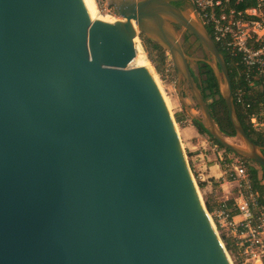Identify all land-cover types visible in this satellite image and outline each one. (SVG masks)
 <instances>
[{
    "label": "water",
    "instance_id": "obj_1",
    "mask_svg": "<svg viewBox=\"0 0 264 264\" xmlns=\"http://www.w3.org/2000/svg\"><path fill=\"white\" fill-rule=\"evenodd\" d=\"M0 0V264H232L176 123L135 39L164 48L224 148L264 167L235 112L224 57L172 0ZM174 24L208 52L227 141Z\"/></svg>",
    "mask_w": 264,
    "mask_h": 264
},
{
    "label": "built area",
    "instance_id": "obj_2",
    "mask_svg": "<svg viewBox=\"0 0 264 264\" xmlns=\"http://www.w3.org/2000/svg\"><path fill=\"white\" fill-rule=\"evenodd\" d=\"M102 1V0H101ZM202 23L213 30V40L242 66L245 87L235 92L238 103L247 108L256 101L250 116L253 128L264 133V0L236 8L242 0H192ZM105 15L118 18L104 0ZM245 95L251 96L246 102ZM225 173L235 181L238 193L231 205L222 202L216 210L238 254L239 264H264V205L252 189L246 166L238 160L226 161Z\"/></svg>",
    "mask_w": 264,
    "mask_h": 264
},
{
    "label": "rangeland",
    "instance_id": "obj_3",
    "mask_svg": "<svg viewBox=\"0 0 264 264\" xmlns=\"http://www.w3.org/2000/svg\"><path fill=\"white\" fill-rule=\"evenodd\" d=\"M94 3L99 13H101L102 15H105V11H103V7H105L106 3L104 2V0L102 1L94 0ZM184 12L187 16H189L197 24L201 22L200 17L198 16L200 20L197 19V17H195V15L193 14V10L190 9L189 7H187ZM181 29L175 31L176 32L175 34L179 40H181L180 39V31H182ZM137 41L139 43L138 46L140 47L141 51L144 53V55L146 56L148 60V64L150 66L149 67L150 72L152 73V76L154 77L158 87L160 88L167 102L169 110L174 118V121L176 123V128L178 131V135H179L182 147L184 149V152L186 154V158L188 160L194 180L198 186V189L202 196V200L204 202L205 207L207 206L212 207V210L208 211V213L212 219V223L216 229V232L218 233L219 237L221 238L225 246V242L227 240L228 235L226 232V227L225 226L223 227L222 221L218 219L217 217L215 208H218V205L214 201V199H216L214 197L220 196V194H218L220 192L219 191L220 189L217 188V185H215L214 183H212L213 184L212 188L210 187L206 188L204 184L203 185L201 184L202 182L200 181L199 176L197 174V169H198L197 163L203 164L204 159H205L204 157L202 159V156L200 154L209 152V149L207 146L208 144L204 142V140L207 141L210 144V146H212L211 152H213L216 155H218L219 153V155L221 156L222 160H224V162L226 161L236 162L238 160L244 166L245 164L237 154H234L231 151H226L222 148H219L215 144L213 145V143L208 139V136L200 135L199 133H197L195 128L191 125V118L197 117L203 120V116L198 106L196 105L194 99L191 97L186 85L183 83L182 79L178 77L172 65L168 52L163 48L167 56V63L165 65L160 66L159 67L160 70L158 71L154 63H152V61L149 59L147 52L144 50L141 44V41H140V37L139 39H137ZM190 52L193 53L191 55L192 57H196V58L200 57V58H204V59L211 61V58L208 52L203 47L198 49L197 51H195V49L194 50L192 49ZM189 66L191 70L193 71V73L195 75H198L196 62L193 60L189 61ZM201 141H203L204 143H201ZM227 141L236 147H239L243 150H247L246 145L243 143L242 139L237 135L227 137ZM196 154H199V156H196ZM247 163L251 165H256V163L254 164V162L251 160H248ZM221 167L222 168L224 167L225 169V164L221 163ZM212 190L213 191L216 190V191L211 192ZM226 251L230 259V262L232 264H239V259H238V254H237L236 249L235 248H233L232 250L226 249Z\"/></svg>",
    "mask_w": 264,
    "mask_h": 264
},
{
    "label": "trees",
    "instance_id": "obj_4",
    "mask_svg": "<svg viewBox=\"0 0 264 264\" xmlns=\"http://www.w3.org/2000/svg\"><path fill=\"white\" fill-rule=\"evenodd\" d=\"M254 4H255V0H242L236 5V8L241 9L247 6H252ZM205 27L208 33L213 37L212 28L208 25H206ZM140 41L144 50L147 52L149 59L152 61V63H154L156 69L159 71L160 70L159 67L167 63V56L165 54V50L154 40L147 38L143 34L140 35ZM216 46L218 50L222 53L226 67L229 72L231 85H232L233 102L238 120L242 128L244 129L245 133L252 140V142L260 148L262 154L264 155V133L255 130L250 120V116L254 113V111H256L257 103L255 101L250 105L249 108H247L245 105L238 103L235 96V92L238 87L240 86L245 87V80L242 72V66L241 64L238 63V58L231 56L227 51L223 50L217 43ZM196 65H197L198 75H195L192 70L191 73L201 91L204 100L207 102V107L210 111V114L214 122L216 123L218 129L224 136L227 137L235 136L236 132L229 121L227 107L225 101L223 100L220 94L219 86L211 66L204 59L198 60L196 62ZM245 99L246 102H251L252 97L245 95ZM191 125L200 135L208 136V139L213 144H215L219 148L224 149L208 133L202 119L197 117L191 118ZM224 150L230 151L228 149H224ZM240 158L242 159V161L246 166V170L248 172L252 189L256 193L259 203L264 205V167L258 164L256 165L248 164L247 163L248 159L242 157ZM225 204L226 206H229L231 205V201H226ZM206 208L208 211L212 210V207L207 206ZM225 247L226 249H231V250L235 248L232 241L229 238H227L225 242Z\"/></svg>",
    "mask_w": 264,
    "mask_h": 264
},
{
    "label": "crops",
    "instance_id": "obj_5",
    "mask_svg": "<svg viewBox=\"0 0 264 264\" xmlns=\"http://www.w3.org/2000/svg\"><path fill=\"white\" fill-rule=\"evenodd\" d=\"M198 133V132H197ZM206 142L209 152L208 153H201L200 155L205 158L203 164L197 163L198 169H197V174L199 176L200 181L202 182L201 184L205 185L206 188H212V183L217 185V188H219L220 194L219 197H214L215 203L218 205V208L222 202L226 201H231L233 198L237 195L238 190H237V185L235 181L229 180L226 176L225 169L224 167H221V163H225L224 160H222L221 156L214 154L211 152L212 146ZM201 141V143H204ZM214 145V144H213ZM214 147V146H213ZM196 156H199V154H196ZM216 191V190H214ZM213 190L211 192H214ZM217 195V194H216ZM218 196V195H217ZM220 198V199H218ZM222 198V199H221ZM218 208H215L216 210Z\"/></svg>",
    "mask_w": 264,
    "mask_h": 264
},
{
    "label": "flooded vegetation",
    "instance_id": "obj_6",
    "mask_svg": "<svg viewBox=\"0 0 264 264\" xmlns=\"http://www.w3.org/2000/svg\"><path fill=\"white\" fill-rule=\"evenodd\" d=\"M172 4L180 8L182 11H185L187 7H189L192 10L194 8V3L192 0H172ZM174 29L177 31L181 29V27L174 24ZM181 30L182 31H180V39H181L180 41H181L182 47L184 49V52L187 55L191 56L193 54L190 52L192 49L193 50L195 49V51H197L198 49L202 48V46L199 44L198 40L190 32L184 29H181ZM197 58L201 60L204 59L200 57H197ZM204 60H207V59H204Z\"/></svg>",
    "mask_w": 264,
    "mask_h": 264
},
{
    "label": "bare ground",
    "instance_id": "obj_7",
    "mask_svg": "<svg viewBox=\"0 0 264 264\" xmlns=\"http://www.w3.org/2000/svg\"><path fill=\"white\" fill-rule=\"evenodd\" d=\"M91 2H92V5H93L94 9L96 11H98L97 7H96V5L94 3V0H91ZM111 19H113V18H111ZM134 43H135V52H136V56H137V59H138V66H146V67L149 68L150 66L148 64V60H147L146 56L144 55V53L141 51L140 47L138 46L139 43H138L137 39L134 40Z\"/></svg>",
    "mask_w": 264,
    "mask_h": 264
}]
</instances>
